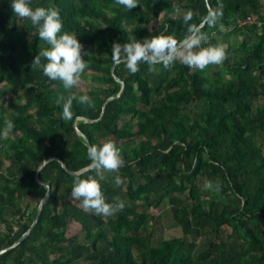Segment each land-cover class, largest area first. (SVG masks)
Returning a JSON list of instances; mask_svg holds the SVG:
<instances>
[{"label":"trees","instance_id":"1","mask_svg":"<svg viewBox=\"0 0 264 264\" xmlns=\"http://www.w3.org/2000/svg\"><path fill=\"white\" fill-rule=\"evenodd\" d=\"M138 4L128 10L116 0H31L33 8L56 6L58 35L74 33L83 45L87 87L72 91L91 103L74 100L65 120L57 99L68 92L31 67L46 43L30 20L13 13L11 0H0V131L6 119L14 125L0 138V249L35 218L46 192L35 173L45 158L57 156L72 171L91 163L73 121L97 119L105 101L101 119L77 126L90 144L111 139L119 148L123 166L99 182L107 202L118 197L125 205L111 216L83 210L71 195L74 174L52 159L38 171L50 185L39 217L0 254V264H264V0ZM178 10L192 11L189 23L197 25L209 11L222 13L201 30L208 43L227 46L223 63L201 70L177 60L149 71L141 62L135 74L114 65L112 45L129 35L182 39L188 25ZM224 33L234 40L220 39ZM112 65L124 88L108 99L121 89ZM33 192L31 206L25 199ZM168 223L181 236L165 238Z\"/></svg>","mask_w":264,"mask_h":264},{"label":"clouds","instance_id":"2","mask_svg":"<svg viewBox=\"0 0 264 264\" xmlns=\"http://www.w3.org/2000/svg\"><path fill=\"white\" fill-rule=\"evenodd\" d=\"M116 3L128 10L139 5L138 0H116ZM10 6L16 16L30 20L37 29L39 39L46 43L47 47L41 48L34 57L31 67L41 68L49 79L62 83L68 95L65 97L60 94L57 103L62 105V118L72 119L71 108L74 100L82 105L91 103L87 94L77 96L72 91L80 84L81 77L88 67L86 60L82 58L83 45L74 33L65 31L58 35L63 24L56 6L33 8L31 0H11ZM221 15L220 11H209L203 21L211 26ZM192 18L193 12L190 10L183 14V21L188 28L187 34L180 40L173 35L161 33L143 40H138L135 35H129L124 44L114 42L112 62L115 65L123 64L131 74L139 71L141 62L148 65L149 71H155V66L161 64L165 69H170L177 60L189 68L201 70L208 65L223 63L227 59V46L222 43L215 45L208 43V37L201 27L189 23ZM205 44L206 47L203 46ZM4 125L0 131V138L7 139L14 125L10 119H6ZM86 148L91 163L87 169L74 173L71 195L81 201L85 211L104 216L114 215L123 210L124 202L118 197L114 199V203L107 202L99 181L105 178L104 172H115L123 166L120 150L111 139H106L99 145H86ZM87 171H94L96 175L85 176ZM121 183V178L116 176L115 184L119 186ZM205 188L212 189V182H206ZM215 190H219V185L215 186Z\"/></svg>","mask_w":264,"mask_h":264},{"label":"water","instance_id":"3","mask_svg":"<svg viewBox=\"0 0 264 264\" xmlns=\"http://www.w3.org/2000/svg\"><path fill=\"white\" fill-rule=\"evenodd\" d=\"M208 9L210 10L209 7H208ZM204 23H205V22L202 20V22H201L198 26L201 27ZM114 65H115V64H114ZM114 65L111 66V74H112V76L114 77L115 80H117V81H119V82L121 83V89H120V91H119V93H118L117 95H115V96H110L108 99H111V98H113V97H117V96L121 93V91L123 90V88H124V82L121 81V80H119V78H118V77L116 76V74L113 72ZM105 102H106V101H105ZM105 102H104L103 105H102V110H101L100 115H99V117H98L97 119H90V118H86V117H83V116H77V117L74 119V121H73V127H74L76 133L83 137V139L85 140V142H86L87 145H90L89 139H88V138H87V137L81 132V130L78 128V126H77V121H78V120H83V121H85V122H94V121H97V120L101 119L102 114H103V107H104V105H105ZM52 159L57 160V161L60 163V165L64 168V170H65L67 173H69V174H74V173H76V172H78V171H81V170L87 169V167H88V166H87V167H84V168H82L81 170H78V171H72V170L68 169V168L66 167V165L64 164V162H63L59 157H57V156H51V157L45 158V159L39 164V166H38V168H37V171H36V173H35V181H36L37 183H39L41 186H43V187L45 188V190H46L44 196L40 199V201H39V203H38L35 218H34L32 224L30 225L29 229H28L24 234H22V236H20V237H19V238L13 243V244H11V245H9V246L3 248V249H0V254H1L2 252H5V251H7V250L13 248L14 246H16V245L21 241V239H22V238H23V237L29 232V230L34 226V224L36 223V221H37V219H38V217H39V214H40V211H41L42 205H43V203L47 200V198H48V196H49V192H50V185H49L48 183L43 182L42 180H40V179L38 178V171H39V170H40V169H41V168H42V167H43L48 161H50V160H52Z\"/></svg>","mask_w":264,"mask_h":264},{"label":"rangeland","instance_id":"4","mask_svg":"<svg viewBox=\"0 0 264 264\" xmlns=\"http://www.w3.org/2000/svg\"><path fill=\"white\" fill-rule=\"evenodd\" d=\"M179 15H182L183 12L182 10H178L177 12ZM220 39H223V38H227L229 41H233L234 40V36L233 35H230V34H227V33H224L222 34V36L219 37ZM213 70H211L210 72H212ZM80 85L83 87H87V84L85 83V81H81L80 82ZM4 160V162L6 164L9 163L8 160L2 158ZM27 202H29L31 204V206L33 204H35L38 200V196L35 192H33L31 195H29L26 199H25ZM164 228V227H163ZM229 232V231H228ZM163 235L165 238H170V237H178V236H181V230L179 229V227L177 226H173L172 224L168 223V225H166V227L163 229ZM210 237V235H206L204 237H202L201 239H199V245H201V242H203L206 238Z\"/></svg>","mask_w":264,"mask_h":264}]
</instances>
